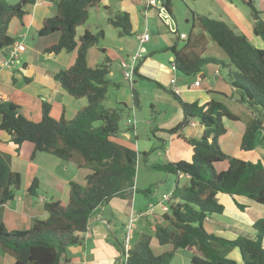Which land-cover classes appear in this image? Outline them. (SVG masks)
<instances>
[{"label": "trees", "instance_id": "trees-1", "mask_svg": "<svg viewBox=\"0 0 264 264\" xmlns=\"http://www.w3.org/2000/svg\"><path fill=\"white\" fill-rule=\"evenodd\" d=\"M36 1L11 3L0 0V50L17 40L8 34L12 19H22L27 13L26 6ZM102 1L58 0V14L45 19L38 30L40 36L56 31L61 33L58 42L46 48L47 52H77L73 65L58 72L56 79L72 96L86 97L88 104L85 107L71 119H55L50 113V104L45 102L42 119L35 122L24 117L16 103L0 101V129L10 134L12 143L18 147L24 142L32 143V158L38 151L54 154L67 162L76 157L82 166L91 170L85 184L71 181L67 203L61 200L45 202L48 218L34 219L26 230L7 231L2 221L3 206L21 189L22 176L11 170L0 152V249L11 253L15 264H61L69 247L82 243L90 215L112 198L125 196L136 183L138 151L112 140L121 132L120 121L124 114L139 106L136 90L132 89L133 108L126 103L107 108L104 101L109 85H118L109 77L111 59L106 57L94 67L87 60L90 47L104 39L105 33L103 30L97 33L86 30L77 38L76 28L87 21L89 7ZM164 6L171 14L170 0H165ZM250 7L254 34L264 40L261 12L252 4ZM109 19L120 37L133 33L127 11L118 12ZM194 27H198L197 33L191 32L185 38L177 34V40L168 48L174 56L172 63L176 70L188 76L199 74L210 63L228 70L225 78L233 87L232 96L255 114L246 119L241 142L243 150H252L264 124V48L256 47L245 34L236 32L225 21L207 15L195 14ZM208 36L225 51L228 62L206 55ZM180 41L183 42L181 45ZM141 62L135 70L139 77L142 76L138 73ZM170 93L180 102L184 118L167 131L178 133L196 119L204 127V132L201 138H185L193 149L190 161L155 166L176 175H188L185 183L176 184L171 193L169 211L163 213L161 222L155 223L158 242L170 244L172 249L154 254L150 246L151 236L142 233L124 264H170L178 249L192 252L191 264H264V218L254 223V238L241 236L228 240L208 232L204 226L209 215L224 211L219 193L245 196L264 205V164L229 155L219 143L227 131L223 118L236 121L243 116L220 100L210 99L199 104L184 101L173 90ZM98 121L102 124L95 126ZM222 161L227 163L226 169L216 171L215 164ZM38 186L35 179L28 190L36 195ZM234 248L240 250L242 262L227 256Z\"/></svg>", "mask_w": 264, "mask_h": 264}, {"label": "crops", "instance_id": "crops-1", "mask_svg": "<svg viewBox=\"0 0 264 264\" xmlns=\"http://www.w3.org/2000/svg\"><path fill=\"white\" fill-rule=\"evenodd\" d=\"M57 1L37 0L33 5L26 6L27 13L22 19L14 18L10 22L8 34L26 46V50L20 54L21 62L18 65L11 68L4 67L3 63L6 60L7 51L5 48L0 50V101L16 103L20 106L22 115L35 122L42 119V107L45 102L50 104V113L55 119L62 117L71 119L88 104L86 97L77 98L72 96L56 79L58 72L73 65L77 52H67L65 50L57 54L52 51L47 52L46 48L57 43L61 33L56 31L47 35H38V30L43 26L45 19L58 14ZM12 2H15V0H12ZM191 2L194 15L202 14L217 17V19L228 23L236 32L245 34L256 47L264 48V40L254 34L250 7V4L254 5L261 12V17L264 20V0H191ZM117 3L121 6L120 10H125L130 14L134 32L138 28L139 10L144 13L146 19L156 10L157 16L165 26L166 24L169 26V28L163 30L159 25L161 21L158 20L159 33H168L166 34L168 43L164 44L165 47H162L163 49L158 56H143L138 69V73L142 75L141 78L156 81L159 83L157 87L165 94L168 90L175 91L184 101H196L199 104H204L210 99H216L227 104L230 109L234 106L236 108L234 112L238 115H242V113H245L248 117L255 115L247 106L238 103L236 98L232 96L233 87L226 80L220 65L207 64L191 81L186 80L190 76L184 74L186 78L176 76L178 70L175 69L172 63L174 56L168 48L177 40V34L179 36H187L188 34L179 31L178 21L173 16L171 3V14L167 13L171 18L169 20L164 19V15L160 13L158 8H148L145 0H117ZM102 4L109 8L108 0H103ZM108 17L106 16V22L108 23L106 30L110 31L111 27L114 26ZM173 22L176 27L172 32L170 26L173 28ZM100 29L104 31L106 37L107 32L104 27ZM86 30L93 32L89 27H84L82 33L77 34V38L83 35ZM169 35H171V38ZM150 40L151 35L148 42ZM99 43L90 47L88 51L87 60L91 67L100 64L104 57L112 59L107 53L108 48ZM207 53L208 46L206 55ZM215 57L224 62L229 61L228 56L227 58L223 56ZM149 64L154 65L156 68L151 75L146 73ZM207 72L215 75V84L211 81L203 84L201 76L206 75ZM114 74L110 62V75L114 76ZM111 81L118 83L117 86L112 85V87H115L120 93L114 107L126 103L133 108L132 89L136 90L140 104L142 93L137 90L136 82L129 87V94V92H122L125 88L121 82L112 79ZM176 101L178 112L158 127L160 136H163L161 135L163 133L170 135L167 137L168 139L158 138L162 143L158 146L157 153L159 156L165 157V163L180 160L190 161L193 149L185 138H201L204 132V127L196 119H193L188 126L178 133L172 134L167 131L184 118L180 102L178 99ZM1 120L2 116L0 115V122ZM223 123L227 131L219 139L221 148L229 155L246 161H261L264 164V129L258 133L254 149L243 150L241 142L243 133L246 130V120L242 118L241 120L230 121V119L224 117ZM233 139L235 141L231 143L230 141ZM112 140L138 151L137 143L136 146L132 144L129 141L131 138L126 133L120 132L117 136L112 137ZM33 149L34 145L30 142H24L19 147L16 146L12 143L10 134L0 129V152L6 157L11 170L19 172L22 176L21 189L9 203L3 206L2 221L7 231L26 230L32 226L34 219L48 218L49 212L44 207L45 202L61 200L67 203L70 198L71 181L85 184L86 176L91 172L90 168L82 166L81 161L76 157L67 162L54 154L38 151L32 158ZM143 152L147 151L144 150ZM165 163L147 162L146 164L148 167L156 168V165H164ZM70 164L77 168L73 173H71ZM218 165H220V170L227 167L225 161L219 162ZM170 175L174 176L176 174L167 172V177ZM178 176L179 179L184 180L183 183L188 180V175L179 174ZM35 179H37L39 186L37 194L33 195L28 189ZM156 189L159 191L158 187ZM172 189L174 190V188ZM137 190H139V187L135 183L132 190L127 192L125 196L114 197L97 208L89 217L88 228L84 233L82 243L69 247V252L62 257L61 264H124L126 226L132 218L134 219L132 234L134 231L138 232L139 240L142 233H148L151 236L150 246L154 254L158 255L171 250L172 245H161L155 236V223L161 222L163 212L154 211L152 218L141 216V212L154 201L153 197L157 194V191L144 187V189H140L142 194L138 195L135 193ZM218 199L224 205V211L218 216L212 214L205 219L204 226L207 231L228 240H234L241 236L254 238L256 235L254 223L258 219L264 218V205L245 196L234 197L226 193H219ZM237 202L244 207L240 208ZM130 245L133 247L135 243H130ZM227 256L242 262V255L238 248L230 250ZM191 258L192 252L190 250L178 249L170 264H174V262L177 264H191ZM0 264H15V257L11 253L0 249Z\"/></svg>", "mask_w": 264, "mask_h": 264}, {"label": "rangeland", "instance_id": "rangeland-1", "mask_svg": "<svg viewBox=\"0 0 264 264\" xmlns=\"http://www.w3.org/2000/svg\"><path fill=\"white\" fill-rule=\"evenodd\" d=\"M11 3L12 0H9ZM109 8H106L102 3L90 6L89 7V17L86 22L79 24L76 28L77 34H81L84 27H89L92 29L94 33L99 32L102 28L106 30L108 27V23L106 22V16L113 17L118 12H124L125 10H120L121 6L117 3V0H108ZM173 10V16L177 19L179 25V31L185 32L189 35V33L198 32V27H194V14L192 13V2L191 0H170ZM189 7V8H188ZM107 9V10H106ZM172 16V17H173ZM168 16L164 13V19H167ZM214 18V17H212ZM174 19V18H173ZM188 19V21H187ZM217 19V17H215ZM158 20L161 21L159 24L163 30L169 28V26L163 23V21L157 16V11L154 10L152 14L148 16L146 19L144 13L139 10V20H138V28L137 30L131 34L124 37H119L118 29L116 27H111L110 31L106 30L107 35L104 39L100 40L99 44L105 45L108 48V55L111 56V65L112 70L115 72L114 76L110 75L109 77L113 81H119L123 84L124 90L122 92H129V87L136 82L137 90L141 91L142 97L140 99V104L138 107L133 108L135 112H130L128 114H124L122 120L120 121L121 132L129 135L131 140H129L132 144L136 143L138 145V167L136 173V184L139 187V190L135 192L138 195H141L142 192L140 189L151 188L153 191H157L156 187H158L159 191L153 197L154 201L151 203H156L163 196V193H170L175 188L176 184L182 185L184 180L182 178L179 179L178 175H170L167 177V172L164 170H158L153 167H148L146 164L156 162L157 164L165 163V157L158 155V146L161 145V141L158 138L163 137L168 139L170 136L167 133H163L160 136L158 132V127L167 122L170 117H174L176 112H178V103L174 96L170 93L171 90L166 91V94L157 87L156 81H148L147 79H143L139 76L134 75L131 80H127L124 76V68L122 67V59H127L129 55L140 51L143 56H158L165 47L164 44L168 43L167 35L159 33V25ZM173 28L170 26L171 31L173 32L176 25L173 22ZM117 32H116V29ZM147 31L151 35V40L140 46L137 34L144 33ZM168 32V31H166ZM171 38V35H169ZM183 42L180 41V45ZM121 47H123L121 49ZM207 56H218L227 58V54L225 51L212 39L208 36V53ZM105 59V57H104ZM101 62H104L105 60ZM100 62V63H101ZM167 63V62H166ZM18 65V64H17ZM169 65V64H168ZM148 73L151 75L156 68L154 65L149 64L147 66ZM222 72L227 75L228 70L225 67L221 66ZM185 75V74H184ZM183 73L176 71V76L178 78L184 77ZM188 76V75H185ZM152 77V76H150ZM196 76L192 75L186 80L191 81L194 80ZM215 75L210 72H207L206 75L201 76V80L203 84H207L209 81L215 84ZM132 84V85H131ZM162 86V85H161ZM159 91H158V90ZM170 89V88H168ZM119 92L115 87L109 85V91L107 93V98L104 101V104L107 108H112L116 105L117 98L119 96ZM154 105V106H152ZM232 110L236 111V108L232 106ZM244 120L248 118V116L242 113ZM131 118L135 120V124L128 125L127 119ZM232 121V120H230ZM102 122L98 121L94 125L99 126ZM176 125V124H175ZM236 130V129H235ZM138 140V142H136ZM235 139L230 141L234 143ZM144 150L147 151V155H144ZM149 156V157H148ZM168 161V158H167ZM221 163V162H220ZM219 163L215 164L216 171H221ZM71 173L75 172L77 168H75L72 164H70ZM153 168V169H151ZM167 177V178H165ZM82 179V178H81ZM80 179V180H81ZM171 195V193H170ZM147 208V207H146ZM155 212H161L159 207H156ZM219 214H214V216H218ZM144 216H148L152 218V213L145 214ZM133 238L131 239V244H136L138 242V232H133ZM174 264H177L174 262Z\"/></svg>", "mask_w": 264, "mask_h": 264}, {"label": "built area", "instance_id": "built-area-1", "mask_svg": "<svg viewBox=\"0 0 264 264\" xmlns=\"http://www.w3.org/2000/svg\"><path fill=\"white\" fill-rule=\"evenodd\" d=\"M165 0H145L146 6L148 8H158L160 10V13L164 15V13L168 16V12L165 9L164 6ZM167 19H171L169 16ZM138 40L140 43V46L147 42L150 39V34L146 31L144 33L139 34ZM186 36L181 35V38H185ZM7 51L6 60L3 63L4 67H14L17 64L21 62L20 60V54L26 50V46L19 40H16L14 43L8 45L5 47ZM143 58V54L140 51H137L136 53L129 55L127 59L122 61V67L124 68V76L127 80H131L135 75L136 67L139 63V61ZM132 85V84H131ZM135 112V111H133ZM128 125L135 124V120L128 118L127 119ZM264 129V124H263ZM171 200L170 194H163L162 198L158 200L156 203H150L147 208H145L141 212V216H144L148 213H154L156 210V207H159L163 213L169 211V202ZM133 218L131 219L130 223L126 226V233L124 238V263L127 262L129 257V251L131 249V239H132V228H133Z\"/></svg>", "mask_w": 264, "mask_h": 264}]
</instances>
